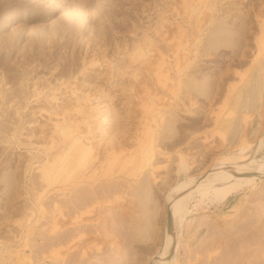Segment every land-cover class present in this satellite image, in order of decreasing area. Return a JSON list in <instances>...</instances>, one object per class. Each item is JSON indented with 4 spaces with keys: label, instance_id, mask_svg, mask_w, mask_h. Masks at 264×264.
Instances as JSON below:
<instances>
[{
    "label": "rangeland",
    "instance_id": "rangeland-1",
    "mask_svg": "<svg viewBox=\"0 0 264 264\" xmlns=\"http://www.w3.org/2000/svg\"><path fill=\"white\" fill-rule=\"evenodd\" d=\"M205 3H207V6ZM209 6H213L215 9L212 10L213 7L209 9ZM263 6L264 0H0V264H60L61 262V264H64L66 261L65 264H109L110 262L111 264H148V261L158 252L165 240L166 217L171 207V188L181 185L189 177L201 176L203 173L214 170L216 163L212 166V160L222 155L223 158L225 156H236L235 158L242 159L249 157L260 133L264 131V74L259 71V66L254 62V59L259 57V55L257 53L258 47H256L253 37V34H259L255 20L256 15H261L262 11L264 13ZM201 7L205 8V10ZM199 8L202 10L199 11ZM208 9L212 11H208ZM262 15L263 18H261L264 19V14ZM202 16L206 22L204 26L205 32L201 33V41H204L200 44V54H202H199L198 59H196L198 61L195 60L199 63L195 64L196 66L193 65L192 69L187 72L188 74L190 73V78L196 75L193 80L198 81L197 83L201 85L194 93L195 99H192L197 102L196 105H191L193 107L187 105L190 104L187 103L190 99L181 96V99L184 100H180L178 103L182 106L185 103V107L178 106L176 109L175 105L174 108H166V129L160 134L159 138L164 137V143L167 142V144L164 145V149L158 148V153L153 156L151 167L142 170L139 173L140 176L138 175L139 177L136 178L138 179L137 182L134 183L135 187L138 188L142 182L145 184L142 188L140 187V190L128 191L127 194H122L123 187V189L118 187L110 191L105 188L102 189V192L100 190L102 194L100 195H104V198H108L107 194H103L105 191V193H111V196L109 194L110 198L112 194L125 195V201L127 202L123 204L124 208L114 206V210H103L100 215L92 218V221L91 219L88 220L91 223L85 222L84 225H90L84 228L86 230H84V233L86 234L87 232V236L84 235L77 239L80 241L83 238L80 243L76 244L79 249L76 248L75 250L73 247L71 250L73 253L62 249L61 256L62 258L65 257V260L61 262L53 261L52 257H50L51 246L53 245L50 244L56 242L53 237L59 236L61 232L65 236L66 234L63 231L71 232L74 229L72 224L64 222L63 230L61 229L59 234L58 232L56 234L51 233L48 230L51 227V223H49V218L45 217L48 216L47 213L50 209L45 213L47 215L43 214L44 217L38 212L33 215L32 219H29L33 209H30L27 196L21 197L23 194L21 192L23 191L22 185H25L22 184L21 180L19 181L20 183L12 182L13 185L11 184L13 189L10 188L9 190L12 193H10V196L12 195L13 198L8 199L7 194L9 192L8 188L6 189V181H12V177L7 176H14L15 173L20 174L22 172L21 169H19L21 171L16 169L18 165L20 166V160L21 165H25L23 163H26L25 160L28 159L26 157L31 155L30 150L40 141L38 137L43 133H48V130H50L49 126L52 127V121L50 123L48 120L50 116L45 119L46 116L51 115L50 112L46 114L50 105L46 106L43 104H48L46 99L50 94L49 89L53 88V86L58 88L59 84L63 85L62 88L64 89L65 85L62 83L66 82L69 85L70 83L67 82L73 83V80H75L72 85L70 84L72 87L77 88L79 92L91 93L93 88L91 85L100 84L101 86L104 85V88L107 87L109 85L106 82L107 78L113 72L111 74L113 75L112 81L118 80V84H121H112L113 86L111 85L109 88L114 95L119 94V97H123L127 92L124 93L122 90L130 89V85L137 82L138 79H136L135 75L138 76L139 74V76L143 75V77L147 78L150 76V74L146 75L141 68L146 63L150 64V62H146L148 57L152 58V66L156 64L154 57L157 53L155 54L154 52L157 47L159 50L161 49V52H166L167 56L162 52L165 59L168 58V61H172V47L169 43L174 45L173 43L179 40L180 35L178 34L180 32L176 36L178 29L183 26V29L190 31L189 34H192L196 22L199 19L202 21ZM225 28L226 30L234 29V31H240L239 33L243 34L240 37H244L242 39L239 37L238 42L243 40L241 41L243 43L240 42V44L235 41V43L231 42L233 45L226 43L229 45L222 46L224 50L219 53H210L212 49H210V42L208 41L211 40H208V36L211 33L213 34L214 31L217 32ZM161 34L166 36L168 41L160 40ZM223 42L225 43V41L219 42L220 45H223ZM137 47L138 49H136ZM167 47L171 48L168 49ZM203 47H206L207 50L209 47V54L204 51L205 48ZM243 52H247L248 55L243 54ZM140 54L143 55L140 56ZM244 55L246 56L244 57ZM200 58L202 62L199 61ZM244 60L246 63L243 65H235L237 61ZM261 60H263V57L260 55L259 61ZM233 64L235 66H233V70L238 71L240 76L233 75L231 74L233 71L230 72L228 70L229 65ZM133 70L140 73H136ZM133 72L136 73L134 75L135 78L129 77ZM228 73L235 76V78L233 77L229 80V83L231 85L238 84L241 89L233 95V98L226 106L224 104L223 106L222 103H219L224 100L223 96H216V88L221 85L219 78L229 75ZM106 76L107 78H105ZM241 76H243L242 79ZM103 82L106 83L104 84ZM213 84H216V86ZM212 85L214 89H212ZM43 87H49V89H43L45 92L42 89L40 91L39 89ZM185 88L189 89L188 87ZM36 89L42 95H35ZM33 94L35 97H33ZM37 96L39 97L36 98ZM189 97H192V95ZM39 98L42 100H40L41 105H39L40 102L38 103ZM214 98L216 99L215 103L212 101ZM217 99L220 100L217 102ZM137 102L139 103V101ZM42 109L44 111H41ZM39 110L40 113L38 112ZM28 114L30 115L28 116ZM216 114L221 115L219 121H217L218 115ZM19 118L21 119L19 120ZM215 121L218 123H215ZM44 123H50L48 129L41 127ZM24 126L28 127V131ZM21 127L24 128L22 131L24 134L22 133V136L17 135L18 137H11L16 129H23ZM28 135L30 136L28 137ZM6 137L14 140L12 141L13 143L16 140L19 142L22 140L23 146L21 144L16 150L15 148L8 150V144L6 145L5 143ZM33 141H35V144ZM175 141L180 143L178 148L176 147L177 149L172 147L176 143ZM28 142H32L33 145H31L32 143L29 145ZM35 147H38V145H35ZM242 147L245 150L242 151ZM207 150H212V152L208 155L205 153ZM28 151L29 154H27ZM160 151L165 155H160ZM178 151L187 155L189 153L196 155L193 157L190 155L188 161L182 163L178 157ZM168 154L169 157L167 156ZM7 155L9 156V166L4 164ZM204 155L207 158H204ZM255 161L263 165L264 144L256 154ZM153 167H157L155 176L151 175ZM251 183L243 191L234 193L228 200L220 203L205 200V204L203 202L199 204V200L202 199L197 195L193 196L188 203V215L186 214L178 229L180 237L177 240L178 245L176 244L175 251L169 260L170 264H177L176 261H178V264H195L198 258L199 260L196 261V264H264V179ZM114 190L117 192L114 193ZM129 193L134 194L135 197L133 195L134 198H132ZM49 200L53 201V199ZM50 204L45 206L48 208L53 207L54 203L51 206ZM117 209H121V212L127 209L128 213L122 215ZM121 217L127 220H123ZM115 219H117L119 225H117L118 223H116ZM14 220L17 221L15 222ZM121 220L125 222L121 224ZM97 221L100 222L98 223ZM204 222L207 224L205 225ZM200 223L203 224V228ZM93 224L94 226L97 225L95 227L97 229L99 226V233L95 230ZM43 225H48L49 228ZM209 225L210 227H208ZM91 229L92 231L95 230V234L92 233ZM73 232L75 235L79 233L77 230ZM28 235L31 237L28 238ZM210 236H214L215 239ZM49 237L51 238L49 239ZM27 238L32 240V244ZM31 238H34V240ZM48 240L50 241L48 242ZM129 240L131 242H128ZM47 244L48 246L46 247L45 245ZM207 245H209L210 249L207 248ZM212 245L216 246V249L217 247H223L217 249L218 253L216 252V254ZM33 246L34 248H32ZM178 246L179 250H176ZM207 249H213L210 252H214L217 257L211 256L213 253L208 252L207 255L211 257L207 259V252L200 253L208 251ZM176 251L179 252H177L178 255ZM195 251L196 253L200 252L196 255ZM193 253L197 256H195L196 258L192 257ZM203 256L211 262H207ZM193 259L196 260L193 261Z\"/></svg>",
    "mask_w": 264,
    "mask_h": 264
},
{
    "label": "bare ground",
    "instance_id": "bare-ground-1",
    "mask_svg": "<svg viewBox=\"0 0 264 264\" xmlns=\"http://www.w3.org/2000/svg\"><path fill=\"white\" fill-rule=\"evenodd\" d=\"M213 1H215V0H213ZM206 4L207 3H205V5ZM213 4H215V3H213ZM212 7L213 6H209V9H212ZM202 9H200L199 11H201ZM209 9H208V11H212L215 8L213 7L212 10H209ZM203 10H205V8ZM201 14H203V13H201ZM262 14H264L263 11H262ZM262 14L256 15L255 21L257 24V29L259 31V34H257V33L255 35L253 34V37H254L255 45H256V47H258L257 53H258L259 57H260V55L263 57V60H261V61H259V57H256L254 59V62H255V64H257V66H259L258 67L259 71L263 72V74H264V19H262L263 18ZM203 16H205V15H203ZM203 16L201 17L202 21H200V19H199L196 22L192 34L191 33L189 34L190 31L188 32L186 29H183L184 28L183 26H181L183 30L179 26L181 30L178 29L179 31H177V33H176V36H177V34L180 32V34H178V35H180L179 40L177 42L172 40L173 42H176V43H173L174 45L169 43L170 46L172 47V49H171L172 52L170 50V52L173 55V57L171 56L173 58L172 61H168L169 60L168 58H167L168 60L165 59V57L162 53L164 51L161 52V49L159 50L157 47V50L155 52L153 51L155 54L157 53L156 55L154 54L155 55L154 62H156V64L154 66H152V63H153L151 61L152 58H149V57H148V60H146V62H150V64L146 63V62H142L144 64L146 63L143 66V68H141V69H143L145 71L146 75L150 74V76L148 78L143 77V75L139 76V74H138V76L135 75L136 73L139 72V71L136 72V70L135 71L133 70L136 73L133 72L132 75L127 74V75H129V77L131 76L133 78H135L134 77V75H135L136 79H138V80H137V82H135V84L133 83V85H130V89H128V90L123 89L122 90V91H124V93L127 92V94H125V96H123V97H119V94L114 95V93L111 92L112 90L109 88V86H111L112 84L113 85H120L121 84V83L118 84V80L112 81L113 75H111V74L113 72L112 73L109 72V73H111L108 76L109 78H107V76L105 77V78H107V81H106L107 85L109 84L107 86L108 88L107 87L104 88L103 87L104 85L102 83L101 84L103 86H101L100 84H98V85L96 84L95 86L91 85L94 88V89L92 88L91 93L90 92H88V93L79 92L77 88L72 87L71 85L74 83L75 80H73V83L67 82V83H70L71 85L70 84L67 85L66 82L64 81L65 83H62L65 85L64 89L62 88L63 85H60V84H59L58 88H57V86H56V88L53 86V88H50V89H49V87L48 88L43 87L40 89L38 88L40 91L42 89L43 92H45L43 89H45V90L49 89L50 90L49 91L50 94L48 93L49 97H47V99H46V102L48 104H46V103H43V104H45L46 106L50 105V107L47 108L49 110H48V113H46V114H49V112H50L51 115L46 116L45 119L50 116V119H48V120H49V122L52 121V124H51L52 127L49 126V129H50V130H48L49 132L41 134V135H43V136L40 135L41 138H40V136L38 137L39 138L38 140H40L39 141L40 144H38L39 143L38 141H37L38 142L37 144H35L34 143L35 141H33V143L36 146L38 145V147H35V145L33 146V148L31 147L32 148V150H30L31 155H28V157H26V158H28L27 160H25L26 158L24 159L26 161V163L22 162L25 165H21V160H20V166L18 165V167H16V169L18 171L22 170V172H20V174L15 173L14 176H12V175L7 176V177H12V181H6V185H7L6 189L8 188L9 193L7 195H8V199H9L12 197V195L10 196L11 192L9 190L11 188L12 182L17 184V182H19L21 180L23 182L22 184H25L24 186L22 185L23 191H21V192L23 194L21 195V197L27 196V199L29 200L30 209H33L31 214L29 215V219H32L34 217L33 215H35V213L39 212L43 215V214L47 213L50 209V211L47 213L48 216H45V217H48L49 221H50L49 223H51V227H50V229H48V230H50L51 233L56 234L58 232V234H59V231L62 229L64 222H70L72 224V227L74 228L72 230L75 232L77 230V232H79V233H76V235H75V233L71 229L66 228L68 230H71V232L70 231H63V233L65 232V234H66L65 236H63V234H61L62 232L60 231L61 233L59 234V236L57 235V236L53 237L56 239L55 243L50 244V245L53 244L51 246L52 251L50 253V257H52L53 261L61 262V261L65 260L64 259L65 257L62 258V256H61L62 255V252H61L62 249H66V251L72 252L71 250L73 249V247L75 248V250H76V248L79 247V246L76 247V244L78 242L80 243L83 238L80 241H78L77 239H80L84 235L87 236L86 235L87 232H86V234L84 233V230H85L84 228H86V226L90 225V224L84 225L85 222H87L90 219L92 221V218L100 215L103 212V210H110L111 211V209H113L114 206H118V208L120 207L122 209L124 208L123 204L125 202H127V201H125V197H124L125 195L123 196V195L112 194V197L110 198L109 194L111 196V193L110 192L105 193L106 192L105 191L103 194H107L108 198H104L103 197L104 195L101 196L102 194L100 193V190L102 192L103 191L102 189L105 188V189H109L108 191H110L111 189L112 190L115 188L117 189L118 187H120L119 189H121L123 187L124 190L123 191L120 190V191L123 192L122 194H125V193L127 194L128 191L134 192V191H138L137 189L140 190V187L142 188V186L145 184L144 182H142L140 184L139 188L135 187V185H134V183L137 182V180H138L136 178L140 176L139 173L142 170H145V168L151 167L153 156H155L156 153H158V148L161 147L162 149H164L163 148L164 145L167 144V142L164 143L165 142L164 137L159 138L160 134L163 133L164 130L166 129V124H167V122L165 120L166 108L167 107H169V108L173 107L174 108L175 105H176L175 108L178 106L181 107L182 105L178 103L180 100H184V99H181L182 98L181 96H185L186 98L190 99L187 102L190 104H187V105H190V106L196 105L197 102H195L192 99L195 97L194 93L199 89V86L201 87V85H199L197 83L198 81L196 82L195 80H193V78L196 75L192 74L194 77L190 78L189 77L190 73L188 74L187 72L190 71L189 69H192L191 67H193V65L199 63V62H196V61H198L196 59H198L199 54H200V48H201L200 44H202L204 42V41L203 42L201 41L202 40L201 39V37H202L201 33L205 32L204 26L206 25V22L203 19L204 18ZM206 19H207V17H206ZM202 22H204V24H202ZM185 28H187V27H185ZM235 32H237V33H235ZM239 32L237 30L234 31V29L226 30V28H225L224 30L220 29L217 32L214 31L213 34L211 33L212 36L211 35L208 36L209 37L208 40H211V41L207 40L208 42H210V49H212L211 50L212 52H210V53H217V52L219 53L221 50H224L222 46L229 45L226 43L232 44L231 42H234V41L238 42V39L241 38L240 36L242 34ZM164 35H166V34H164ZM160 37H161L160 40L168 41L166 36H163L161 34ZM243 37L244 36H242V38ZM250 38H252V37H250ZM176 40H177V38H176ZM158 41H159V39H158ZM222 41H225V43L223 42L224 44L220 45L219 42L222 43ZM241 41H243V40H240L238 43H240ZM149 43H152V42H149ZM241 43H243V42H241ZM202 46H204V45H202ZM139 47H140V45H139ZM171 47H169V48H171ZM206 47H203V48H205L204 51H207L209 54L210 49L208 47V50H207ZM226 47H228V46H226ZM136 49H138V47ZM207 52H206V54H207ZM140 53H141V51H140ZM165 53L166 52H164V54ZM244 53L245 52H243V54ZM245 54L248 55L247 52ZM142 55L143 54H140V56H142ZM245 56L246 55H244V57ZM171 57H169V58L171 59ZM134 58H136V57H134ZM245 60L244 61H237V64H235V65L236 66L243 65L244 63H246ZM133 61L135 62V60H133ZM137 61H138V59H137ZM199 61H201V58ZM233 66H234V64L229 65L228 70L230 72L233 71V73H231V74L240 76V73L238 71L233 70ZM200 68H199V70H200ZM120 74H121V72H120ZM122 74H124V73H122ZM225 74H227V73H225ZM228 74L229 75H225L224 77L221 75L222 77L219 78V80L221 81V83H220V81H219V83L221 85L217 88L215 87L216 93H217L216 96H221V97L223 96L222 98L224 99L223 101H221L219 103H222V105L224 104L225 106L233 98V95L235 93L239 92V90L241 89L238 86V84H236V85L232 84L231 85V83H229V80H231L233 77L235 78V76L231 75L230 73H228ZM192 75H190V76H192ZM114 76H116V75H114ZM73 78L75 79V77H73ZM242 78H243V76H241V79ZM68 80H69V78H68ZM131 80H133V79H131ZM213 81H214V79H213ZM213 81H212V83H213ZM106 82H103V83L105 84ZM216 84H213V85L216 86ZM74 85H76V84H74ZM197 85H198V87H197ZM208 85H210V84H208ZM213 85H212V87H213L212 89H214ZM185 87H188L189 89H187ZM126 88H128V87H126ZM39 90L37 91V89H36L37 92L35 93V95L36 94L42 95ZM80 90H82V89H80ZM88 91H89V89H88ZM38 92H40V93H38ZM35 95L33 97H35ZM142 95H144V96H142ZM190 95H192V97H189ZM212 96L214 97V95H212ZM38 97L39 96H37L36 98H38ZM218 98H220V97H218ZM40 100H41V98H39V101H38V103L40 102L39 105H41V101H42V100L41 101ZM210 100H212V99H210ZM215 100L216 99L214 98L212 101L215 103ZM219 100L220 99H217V102ZM137 101H139V103ZM43 102H45V101H43ZM194 102H195V104H194ZM213 102H210V103L214 104ZM36 103H37V101H36ZM135 103H137L138 105ZM216 104H215V106L218 105V104L217 105ZM184 105H185V103H183V106ZM46 106H44V107L46 108ZM39 107H41V106H39ZM191 107H193V106H191ZM41 111H44V110L42 109ZM45 111H46V109H45ZM220 111H219V113H220ZM38 112L40 113V110ZM35 113H37V112H35ZM30 114H28V116ZM218 114H216V115H218ZM31 116H33V115H31ZM217 117H218L217 121H219L221 115H218ZM21 118H19V120ZM217 121H215V123ZM224 121H225V119H224ZM29 122H31V121H29ZM50 123H48V124L44 123L43 125H41V127L48 129V125ZM27 124H28V122H27ZM38 124H40V123L38 122ZM24 127L26 129L28 128L27 126H24ZM21 128H23V127H21ZM42 128H41V130H43ZM26 129H25V131H26ZM23 130H24V128L18 129V130L16 129L14 132H13V130H11L13 132L11 137H14V136L18 137L19 135L22 136ZM27 131H28V129H27ZM35 135H37V134H35ZM29 136L30 135H28V137ZM33 136H34V134H33ZM24 137H25V135H24ZM21 139H22V137H21ZM12 141H14V140H10L8 137H6L5 143H6V145L8 144V147H9L8 150H10V148H15V150H16V148H18L21 144L23 146V143H21L22 140H21V142L16 140L17 143H15L16 141L14 143ZM30 143H32V142H30ZM30 143H29V145H30ZM33 143L31 145H33ZM172 143H174V142H172ZM255 143L256 144L252 148V151H251V154L249 155V157H244L242 159V158H235L236 156L235 157H232V156L226 157L225 156L226 158L225 157L223 158L222 157L223 155L222 156L220 155L221 157H217V158L212 160V166L216 163L214 170L211 171L210 169H208V170H210L208 173H203L201 176H197V177H194V176L189 177L188 180L185 181L184 183H182L181 185H178L175 188L174 187L171 188V195H170L171 207H170V210L167 213V217H166L165 240H164L162 246L160 247V249L158 250V252L151 258L150 261H148L149 262L148 264H170L169 260L172 256L173 252L175 251L177 240L180 237V235H179L180 233L178 232V229H179L180 225L182 224V221L184 220V218L187 214V211H188L187 209L189 206L188 203H189V200L193 196L197 195L202 199V200L198 199L200 201L199 204H201V202H203L205 204L206 203V202H204L205 200H210L211 202L215 201L216 203H220V202L228 200L234 193L243 191L247 185L252 184L251 182H255L257 180L264 179V163L262 165V163L259 164L257 161H255L256 154L259 152V150H261V148L263 147V144H264V131H262L260 133V136L258 137V139ZM12 145H14V146H12ZM26 145L28 146L27 143H26ZM179 145H180V143L176 142L175 144L172 145V147H173V149L174 148L177 149ZM20 150H22V149H20ZM241 150L243 151V150H245V148L242 147ZM26 151H27V149H26ZM170 151L172 152V150H170ZM178 152H179L178 157L182 163L187 162L190 155H191V157L196 155V154L193 155L190 153H189V155H187V154H183L180 151H178ZM211 152H212V150L205 151V153H207L208 155ZM27 154H29V151ZM161 154H164V153H162L160 151V155ZM167 156L169 157V154ZM203 157L207 158V156H205V155ZM190 159H192V158H190ZM195 159H197V158H195ZM5 160L6 161L4 164H7V166H9L10 162H9V156L8 155H7V158H5ZM19 169H21V170H19ZM155 170H157V167L152 168V172H151L152 176H155ZM13 171H15V170H13ZM13 171H12V173H13ZM18 186H20V185H18ZM19 188L21 189V187H19ZM11 189H13V187ZM119 189H118V191H119ZM116 192L117 191H115L114 193H116ZM13 193H14V191H13ZM129 194H131V193H129ZM131 195H129V196H131ZM133 195H132V198L135 197V195H134V197H133ZM49 199H53V201H51ZM127 199H129V198H127ZM8 202H10V200H8ZM24 203H26V202H24ZM49 203H51V204L54 203V205H52L53 207L48 208L47 206H45L46 204H49ZM51 204H50V206H51ZM127 209L123 210L122 212H121V209H117V210H119L122 213V215L123 214L126 215V213H128L126 211ZM9 213H11V212H9ZM47 214H45V215H47ZM146 215H144V216H146ZM39 216H40V214H39ZM43 217H44V215H43ZM12 218H14V217H12ZM15 218H16V216H15ZM121 218L123 220L126 219V218L124 219V217H121ZM141 218H143V217H141ZM119 219H120V215H119ZM115 221H117V219H115ZM142 221H144V220H142ZM46 222H48V221H46ZM123 222H125V221H122L121 224ZM205 222H204V224H205ZM17 223H19V222H17ZM89 223H91V222H89ZM101 223H102V221H101ZM116 223H118V221ZM114 225H116V224H114ZM117 225H119V223ZM123 225H122V227H123ZM202 225L203 224H201V226ZM96 226L97 225L94 226V224H93L94 228ZM44 227L47 228L48 225H46ZM101 227H102V224H101ZM122 227H120V228H122ZM143 227H146V226H143ZM195 227H197V226H195ZM208 227H210V225ZM103 228H101V229L103 230ZM202 228H203V226H202ZM125 229H127V228H125ZM209 229H211V228H209ZM95 230H97L99 233V230H100L99 226H98V229L95 228ZM180 230H182V229H180ZM35 231H36V229H35ZM91 231H92V229H91ZM94 231H92V233H94ZM211 231H212V229H211ZM40 232H38V233H40ZM50 232H48V233H50ZM100 233H101V231H100ZM28 234H29V232H28ZM54 234H53V236H54ZM77 234H79V235H77ZM114 234H115V232H114ZM33 235H35V234H33ZM41 236H42V234H41ZM214 236H215V234H214ZM30 237L31 236H29L28 238H30ZM46 237H47V235H46ZM117 237H119V236H117ZM213 237H211V238H213ZM28 238H27V240H29ZM50 238L51 237H49V239ZM181 238L183 239L182 235H181ZM31 239L34 240V238H31ZM43 239H45V238H43ZM213 239H215V237ZM30 241L32 244V240H29V242ZM44 241H46V240H44ZM49 241L50 240H48V242ZM93 242H91V243L93 244ZM128 242H131V241L129 240ZM213 242H214V240H213ZM23 243L25 244V242H23ZM45 243H47V241ZM220 243H221V241H220ZM48 244L45 246L47 247ZM206 244H208V243H206ZM209 244H210V242H209ZM88 246H90V245H88ZM204 246H205V244H204ZM208 246L209 245H207V248L210 249V247H208ZM212 246H214V245H212ZM215 247L216 246H214L212 248L215 249V253H216L217 252L216 250L220 249L223 246H221L220 248L217 247V249ZM32 248H34V246ZM87 249H85V250L87 251ZM99 249H101V248H99ZM177 249L179 250V246L176 248V250ZM202 249H204V248H202ZM205 249H206V247H205ZM209 249H207L208 251L203 250L204 252H200V251H202V250H200L199 252L200 253H206L207 252L206 253V256H208L207 259H210L211 256H215V255H214V252H210L213 249L212 250H209ZM83 250H84V248H83ZM189 250H191V249H189ZM253 250H255V249H253ZM92 252H94V251H92ZM177 252L178 251H176V254H177ZM199 252H197V253H199ZM208 252H210L211 254L213 253V255H211V256L207 255ZM197 253L195 251L196 255H197ZM113 254H114V252H113ZM195 254L192 255V257L193 256L195 257L196 256ZM201 256H202V254H201ZM215 257H217V256H215ZM246 257H247V254H246ZM248 257H249V255H248ZM262 257H263V255H262ZM203 258H205V257L203 256ZM207 259H206V261L210 263L211 261H209ZM195 260L193 259V261H195ZM198 260H199V258H198ZM198 260H196V261H198ZM196 261H195V264H196ZM240 261H242V260H240ZM66 262H64V264ZM176 262L178 264V261H176ZM107 263H109V262H107ZM197 263H199V262H197ZM243 263H244V261H243ZM109 264H111V262ZM210 264H212V263H210ZM245 264H247V263H245ZM261 264H263V263H261Z\"/></svg>",
    "mask_w": 264,
    "mask_h": 264
}]
</instances>
